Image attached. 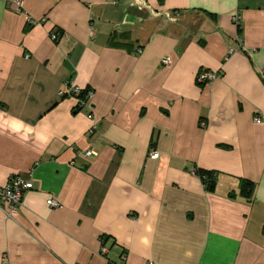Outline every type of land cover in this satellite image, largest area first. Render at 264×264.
Instances as JSON below:
<instances>
[{
    "label": "crops",
    "instance_id": "1",
    "mask_svg": "<svg viewBox=\"0 0 264 264\" xmlns=\"http://www.w3.org/2000/svg\"><path fill=\"white\" fill-rule=\"evenodd\" d=\"M22 1L0 0V186L34 187L0 202V264H264V0Z\"/></svg>",
    "mask_w": 264,
    "mask_h": 264
},
{
    "label": "built area",
    "instance_id": "2",
    "mask_svg": "<svg viewBox=\"0 0 264 264\" xmlns=\"http://www.w3.org/2000/svg\"><path fill=\"white\" fill-rule=\"evenodd\" d=\"M18 7L23 6L22 0H14ZM233 20L237 25H240V15L235 14L233 16ZM29 22L36 24L38 20L30 19ZM67 36L66 33H58L53 32L52 38L55 40L60 39L61 37ZM237 38V46H232L230 48V53L234 52L235 50L242 47V37L236 36ZM164 64H168L171 62L169 57H164L162 59ZM220 76V73L214 70L204 69L201 70L198 74L197 80L199 83H211L212 81L216 80ZM61 96H71L75 97L78 101V106L84 105L88 103V101L94 96V91L91 88H81L78 86H71L67 90L60 91ZM260 118H256V122H260ZM86 155L90 156L92 154H96V151L93 149H88L85 153ZM159 152L157 150H153L150 154L152 158H158ZM34 187V184L30 180L24 179L20 175H15L9 178V180L2 186H0V202L5 203L8 206L6 210V215L9 217H13L18 210L20 209L21 205L23 204V197L27 190H30ZM48 203L50 206L54 207L57 206L59 203L55 199H49ZM108 248L103 245L102 253H107ZM113 264V263H110ZM154 264V263H151Z\"/></svg>",
    "mask_w": 264,
    "mask_h": 264
},
{
    "label": "trees",
    "instance_id": "3",
    "mask_svg": "<svg viewBox=\"0 0 264 264\" xmlns=\"http://www.w3.org/2000/svg\"><path fill=\"white\" fill-rule=\"evenodd\" d=\"M197 77H198V75H197ZM200 84H202V83H200ZM197 172L202 177L206 189L208 191H214L215 188H216V182H217V180H216V172L215 171L201 169V168L198 169ZM253 188H254V182H252L249 179H245V178L242 179V193L246 197H248V198L251 197L252 192H253Z\"/></svg>",
    "mask_w": 264,
    "mask_h": 264
}]
</instances>
